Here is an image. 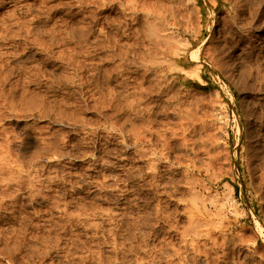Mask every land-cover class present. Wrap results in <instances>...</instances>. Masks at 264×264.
<instances>
[{
  "label": "rangeland",
  "instance_id": "obj_1",
  "mask_svg": "<svg viewBox=\"0 0 264 264\" xmlns=\"http://www.w3.org/2000/svg\"><path fill=\"white\" fill-rule=\"evenodd\" d=\"M0 264H264V0H0Z\"/></svg>",
  "mask_w": 264,
  "mask_h": 264
},
{
  "label": "bare ground",
  "instance_id": "obj_2",
  "mask_svg": "<svg viewBox=\"0 0 264 264\" xmlns=\"http://www.w3.org/2000/svg\"><path fill=\"white\" fill-rule=\"evenodd\" d=\"M140 3H141V1H140ZM143 3V2H142ZM137 4V3H136ZM143 7V6H142ZM153 8V7H152ZM174 15V14H173ZM157 16V15H156ZM146 19H148V18H146ZM154 21V20H153ZM149 22V21H148ZM152 22V21H151ZM146 23V22H145ZM150 23V22H149ZM148 24V23H147ZM155 24V23H154ZM153 25V24H152ZM161 25H159V27H160ZM158 27V26H157ZM151 29V28H150ZM162 29H163V27H162ZM168 30V29H167ZM149 31V30H148ZM151 31V30H150ZM154 31V30H153ZM152 31V32H153ZM155 33V32H154ZM155 35V34H154ZM159 35V34H158ZM169 35V34H168ZM156 36V35H155ZM160 36H161V34H160ZM168 37V36H167ZM178 36H176V38H177ZM156 38V37H155ZM164 38V37H163ZM160 39V38H159ZM155 40V39H154ZM161 40V39H160ZM159 40V41H160ZM162 41H164V40H162ZM154 43V42H153ZM163 43V42H162ZM170 43V42H169ZM175 44V43H174ZM230 44V43H229ZM160 45V44H159ZM163 45V44H162ZM170 45V44H169ZM172 45V44H171ZM225 45V44H224ZM170 47V46H169ZM225 47V46H224ZM177 51V50H176ZM175 51V52H176ZM231 51V50H230ZM172 52V51H171ZM209 52V51H208ZM214 52V51H213ZM173 53V52H172ZM153 54V53H152ZM195 54V53H194ZM215 55V54H214ZM149 59V58H148ZM154 59H156L157 60V58H154ZM162 59V58H161ZM219 59V58H218ZM160 60V59H159ZM150 61V60H149ZM162 61V60H161ZM147 65V64H146ZM150 65V64H149ZM261 227V226H260Z\"/></svg>",
  "mask_w": 264,
  "mask_h": 264
}]
</instances>
